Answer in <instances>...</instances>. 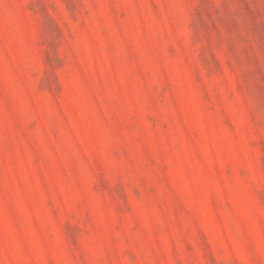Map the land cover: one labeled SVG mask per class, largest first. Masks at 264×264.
I'll return each instance as SVG.
<instances>
[{"label":"rangeland","instance_id":"1","mask_svg":"<svg viewBox=\"0 0 264 264\" xmlns=\"http://www.w3.org/2000/svg\"><path fill=\"white\" fill-rule=\"evenodd\" d=\"M0 264H264V0H0Z\"/></svg>","mask_w":264,"mask_h":264}]
</instances>
